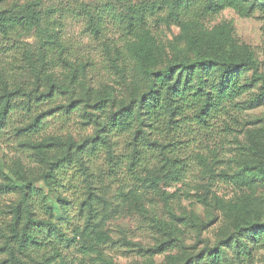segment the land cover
Instances as JSON below:
<instances>
[{
	"label": "rangeland",
	"instance_id": "1",
	"mask_svg": "<svg viewBox=\"0 0 264 264\" xmlns=\"http://www.w3.org/2000/svg\"><path fill=\"white\" fill-rule=\"evenodd\" d=\"M174 2L0 0V12L25 17L30 23L18 33H0V69L10 71L15 56L23 52L28 63L40 70L43 45L49 41L73 51L72 57L58 53L59 65L41 75L37 91L45 94L59 85L71 93L45 99L37 106L39 112L71 101L85 109L105 94L111 95L117 108L147 91L143 67L159 70L180 59L189 65L198 55L210 61L202 65L210 73L211 85L223 81L217 61H229L247 89L235 99L237 104L225 102L226 108L209 119L214 127L193 126L195 137L179 149L185 161L181 166L153 162L131 176V163L123 155L130 150L126 137L108 134L116 143L112 154L102 148L86 162L90 195L85 194V178L76 163H63L52 187L47 186L42 174L62 154H48L37 145L67 143V128L80 141L96 135L100 125L82 128L73 121L62 128L51 113L42 119L49 123L41 133L45 136L19 138L17 128L30 122L35 108L30 111L21 98L16 100L0 134V205L10 210L21 200L15 192H2L14 181L12 168L28 169L44 197L33 199L37 228H28L34 242L25 248H19L0 223V264H264V189L260 181L250 188L231 177L243 162L264 160V77L255 78L253 68L236 66L250 56L264 76V0H249L253 7L249 16L226 8L211 17L184 20H178ZM104 4L112 8L104 7L106 21L97 36L87 25L84 9ZM151 4L156 10L147 12L145 39L141 41L143 32L141 37L124 34L120 12ZM139 43L147 53L143 67L132 58ZM180 67L176 66V75H186ZM21 85L19 81L9 89ZM109 117L107 112L101 120ZM225 123L231 128H223ZM59 195L65 199L64 208ZM8 217L12 219V214ZM169 242L172 248L161 252L159 248ZM212 252L219 255L218 261Z\"/></svg>",
	"mask_w": 264,
	"mask_h": 264
},
{
	"label": "trees",
	"instance_id": "2",
	"mask_svg": "<svg viewBox=\"0 0 264 264\" xmlns=\"http://www.w3.org/2000/svg\"><path fill=\"white\" fill-rule=\"evenodd\" d=\"M163 4L168 6L169 2L164 1ZM102 7L84 9L88 17L87 25L93 34L97 36L103 32L106 9L112 8L108 4H104ZM157 8L161 9V4ZM174 8L178 20L211 17L226 8L234 9L241 16H249L251 10H253V7L249 6V0H175ZM155 10V5L151 4L149 7L129 9L124 14L120 12L119 27L126 35L135 36L137 34L138 37H141L143 32L141 38V41H143L146 37L143 26L145 25L147 12ZM29 24V20L25 17L6 15L0 12V33L2 34L18 33L20 30L27 28ZM58 53L61 54L60 56H63V54L73 56L72 49L69 50L68 48L67 51V46L61 49L55 42L49 41L43 45V62L40 70L36 68L35 64L30 65L28 63L23 52L15 56L9 68L10 71L5 67L0 69V134L9 113L13 110L15 101L20 98L30 111L33 108L35 109L29 117L30 122L17 128L19 138L32 140L36 135L45 136L41 133L49 123H45L42 119L51 113L54 114L53 118L62 128H66L73 121L80 122L82 128L89 124L100 125L96 135L84 136L80 141L74 139L67 128L66 134L69 138L67 143L56 141L57 146H54L52 144L54 141H50L41 142L37 145L48 154L54 151L62 154L55 162H50L47 171L42 174L47 186L52 187V179L63 163H76L78 170L85 178L84 191L88 195L91 192L89 191L90 186L87 179L89 172L86 162L89 156L102 148H106L108 155L112 154L111 152L116 143L108 134L115 136L123 134L126 137L125 144L127 149L130 150L123 155L124 161L131 163L128 169L131 176L132 174L135 176L142 173L153 162L160 164L171 162L175 166H181L185 164V161H182L183 153L179 149H182L183 144L187 145L191 136L195 137L193 126H213L209 119L215 117L221 109L226 108L224 103L230 101L237 104L234 102L235 99L247 90L245 85L240 83L241 73L233 74L232 71L235 66L230 64L229 61H217L223 77V81L219 85L209 83L210 73L202 64L210 61H206L201 55H198V59L189 65H187L188 63H182L183 61L181 62L180 59L165 65L164 68L159 70L143 67L147 53L139 43L135 46L132 58L136 66L143 67V72L149 82V87L142 96L121 103L117 108L111 95L105 94L93 105H86L85 109H79L78 104L71 101L69 104L63 103V105L51 106L39 112L37 106L45 99L53 101L60 94L64 96V94L69 95L71 93L67 87H60L59 85L58 90L56 85H52L47 93H37L38 86L42 82L41 75L48 73L59 65L58 59H60V56L57 57ZM188 58L192 59L189 56ZM63 65L67 68L65 63ZM239 65L253 68L255 78L264 77L262 73L258 72V67L250 56H247L236 66ZM176 66H181L182 69L185 68L187 70L186 75H182V73L176 75ZM19 81L22 83L21 86L13 90L9 89L10 86H17ZM107 112L110 113V117L106 121L101 120ZM233 120L237 123V120ZM223 128L229 129L231 127L230 124L225 123ZM105 129L108 132L106 135L100 133L101 130ZM79 135L83 136L81 133ZM251 148L252 151L256 150L254 147ZM11 172L14 175V181L7 184L6 189H3L2 192H15V194L21 195V200L12 206L10 210H5L0 205V223L5 225L18 247L23 249L34 242V236L27 231L28 228L31 230L37 228L36 221L32 217L33 199L44 196L43 190L36 187L28 169L12 168ZM224 175L226 176V173ZM231 177L237 178L235 182L241 180V184L250 186V188L254 187L255 181H260V186L264 189V160L254 163L243 162L237 173L232 174ZM58 197L59 204L64 208V197L62 195ZM11 214L12 219L8 217ZM172 246L173 243L169 242L160 247L159 250L162 252L171 249ZM211 255L215 257V260H219L218 254L212 252Z\"/></svg>",
	"mask_w": 264,
	"mask_h": 264
}]
</instances>
